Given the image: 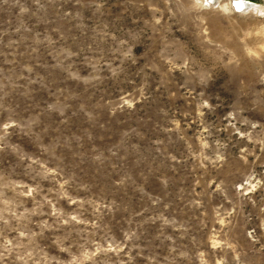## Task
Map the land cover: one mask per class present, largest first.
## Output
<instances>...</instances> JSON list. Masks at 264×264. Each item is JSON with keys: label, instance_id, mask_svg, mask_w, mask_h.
Masks as SVG:
<instances>
[{"label": "rangeland", "instance_id": "374dc122", "mask_svg": "<svg viewBox=\"0 0 264 264\" xmlns=\"http://www.w3.org/2000/svg\"><path fill=\"white\" fill-rule=\"evenodd\" d=\"M216 1L0 0V264H264V0Z\"/></svg>", "mask_w": 264, "mask_h": 264}, {"label": "bare ground", "instance_id": "6f19581e", "mask_svg": "<svg viewBox=\"0 0 264 264\" xmlns=\"http://www.w3.org/2000/svg\"><path fill=\"white\" fill-rule=\"evenodd\" d=\"M204 1H206L209 5L213 4V2L217 3L216 0H204ZM220 6H222V5H220ZM256 6H257L256 4L249 2V1H246V0H230L228 3L223 5V8L229 7L236 12H245L251 8H255L254 10L257 11Z\"/></svg>", "mask_w": 264, "mask_h": 264}]
</instances>
